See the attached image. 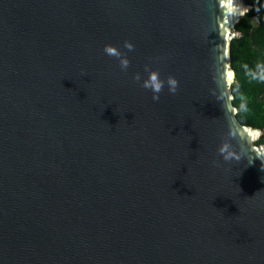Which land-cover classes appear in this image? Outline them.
<instances>
[{
	"label": "water",
	"instance_id": "obj_1",
	"mask_svg": "<svg viewBox=\"0 0 264 264\" xmlns=\"http://www.w3.org/2000/svg\"><path fill=\"white\" fill-rule=\"evenodd\" d=\"M251 9L0 0V264H264V131L231 94Z\"/></svg>",
	"mask_w": 264,
	"mask_h": 264
},
{
	"label": "trees",
	"instance_id": "obj_2",
	"mask_svg": "<svg viewBox=\"0 0 264 264\" xmlns=\"http://www.w3.org/2000/svg\"><path fill=\"white\" fill-rule=\"evenodd\" d=\"M244 2L252 9L236 24L230 44L232 103L241 124L264 131V0ZM263 143L264 134L256 144Z\"/></svg>",
	"mask_w": 264,
	"mask_h": 264
},
{
	"label": "clouds",
	"instance_id": "obj_3",
	"mask_svg": "<svg viewBox=\"0 0 264 264\" xmlns=\"http://www.w3.org/2000/svg\"><path fill=\"white\" fill-rule=\"evenodd\" d=\"M124 48L127 49L128 51H132L133 45L126 41L124 43ZM103 51L108 56L117 58L119 60V65H120L121 69H127L128 68V66H129L128 59L125 58L124 54L121 53L117 48H115L113 46H107L106 45L104 47ZM133 79L136 81H139L140 77H139V75H135L133 77ZM167 83L169 85V92L174 94L177 90V81L175 79L169 78ZM141 86L146 90H151V92L153 93V96H152L153 101H157L159 99L158 94L163 90L164 83H163V81H161L159 79L158 73L151 72V73H149L147 80H145ZM219 151L221 152V154L225 153L227 151V146L222 147ZM224 158L226 160L230 159V158H234L236 160H239L240 156L239 155H233L232 153H229ZM252 162L253 161H251L249 165H251ZM261 163L264 164V160H262ZM262 170H264V167H262Z\"/></svg>",
	"mask_w": 264,
	"mask_h": 264
},
{
	"label": "rangeland",
	"instance_id": "obj_4",
	"mask_svg": "<svg viewBox=\"0 0 264 264\" xmlns=\"http://www.w3.org/2000/svg\"><path fill=\"white\" fill-rule=\"evenodd\" d=\"M254 22H256V19H253Z\"/></svg>",
	"mask_w": 264,
	"mask_h": 264
}]
</instances>
